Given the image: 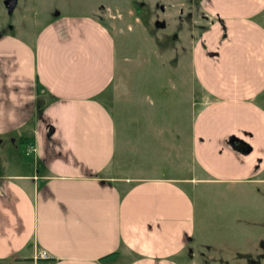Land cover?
I'll return each mask as SVG.
<instances>
[{
  "label": "crops",
  "instance_id": "0c3cea01",
  "mask_svg": "<svg viewBox=\"0 0 264 264\" xmlns=\"http://www.w3.org/2000/svg\"><path fill=\"white\" fill-rule=\"evenodd\" d=\"M204 8L216 20L193 49L197 83L188 89L200 108L192 154L202 169L214 151L234 152L232 171L222 167L219 178L246 181L264 168V0H207ZM3 25L0 137L20 133L33 165L0 173V262L184 264L195 230L183 185L194 179L118 172L117 127L104 99L119 63L115 37L86 18L68 28L49 25L28 45ZM18 93L26 107L48 98L41 107L50 123L46 132L35 125L32 142L21 141L32 124L30 109L15 113ZM168 133L181 139L172 125ZM230 137L251 152H235Z\"/></svg>",
  "mask_w": 264,
  "mask_h": 264
},
{
  "label": "rangeland",
  "instance_id": "374dc122",
  "mask_svg": "<svg viewBox=\"0 0 264 264\" xmlns=\"http://www.w3.org/2000/svg\"><path fill=\"white\" fill-rule=\"evenodd\" d=\"M205 6L207 0H18L9 15L0 0V25L5 30L12 27L27 43L34 44V36L49 25L68 28L86 18L98 21L115 37L119 63L104 99L117 127L118 172L194 179L183 185L194 203L195 230L182 255L184 264L188 256L193 258L191 253L195 259L189 264H221L219 259L232 262L264 251V168L246 181L233 179L231 173H222L224 179L218 171H232L234 152L214 151L202 169L192 154L193 117L200 108L193 106L188 89L197 83L193 49L216 20ZM56 11L59 16H54ZM157 21L165 22V28H157ZM47 99L37 98V108L23 106L18 99L15 113L28 115L31 110L30 137L37 124L46 132L50 122L41 106ZM169 125L175 139L181 136L177 142L166 134ZM18 135L9 131L0 137V173H27L32 168L33 155Z\"/></svg>",
  "mask_w": 264,
  "mask_h": 264
},
{
  "label": "flooded vegetation",
  "instance_id": "af4514ba",
  "mask_svg": "<svg viewBox=\"0 0 264 264\" xmlns=\"http://www.w3.org/2000/svg\"><path fill=\"white\" fill-rule=\"evenodd\" d=\"M235 140V139H234ZM232 140V148L235 152L239 153V154H243L247 148L245 146V144H243L241 141L239 142V140ZM235 145H234V144ZM261 163V162H260ZM263 249H264V243H263ZM204 254H202V258ZM242 258L239 259H235L232 262L228 261V260H223V259H219L221 264H242L241 261L245 262V264H264V251L261 253H246V255H241ZM206 258H203V260H205ZM203 264H205V262H203Z\"/></svg>",
  "mask_w": 264,
  "mask_h": 264
},
{
  "label": "water",
  "instance_id": "95a60500",
  "mask_svg": "<svg viewBox=\"0 0 264 264\" xmlns=\"http://www.w3.org/2000/svg\"><path fill=\"white\" fill-rule=\"evenodd\" d=\"M17 3H18V0H4V5H5V8H6V10H7V12H8L9 15H12L13 14V12L15 11V8L17 6ZM164 9H165V7L164 6H161V10L163 11ZM54 16H59V11H56L54 13ZM155 26L157 28H159V29H164L166 25H165V22H159V21H157L155 23ZM176 37H177V35L174 36V38H176ZM230 138H231V141H229V142H230V144H232V138L233 137H230ZM245 146H246L247 150L243 154L247 155V154H249L251 152L252 148L248 144H245Z\"/></svg>",
  "mask_w": 264,
  "mask_h": 264
},
{
  "label": "trees",
  "instance_id": "16d2710c",
  "mask_svg": "<svg viewBox=\"0 0 264 264\" xmlns=\"http://www.w3.org/2000/svg\"><path fill=\"white\" fill-rule=\"evenodd\" d=\"M27 140H31V142H32L33 138H31V137H24V138L21 139V141H27ZM94 176H96V175H94Z\"/></svg>",
  "mask_w": 264,
  "mask_h": 264
},
{
  "label": "built area",
  "instance_id": "2783aa9c",
  "mask_svg": "<svg viewBox=\"0 0 264 264\" xmlns=\"http://www.w3.org/2000/svg\"><path fill=\"white\" fill-rule=\"evenodd\" d=\"M40 256H41L42 258H46V257H47L46 253H41Z\"/></svg>",
  "mask_w": 264,
  "mask_h": 264
}]
</instances>
